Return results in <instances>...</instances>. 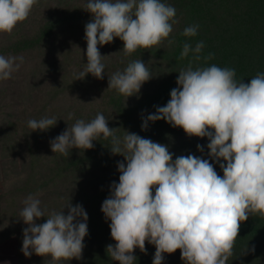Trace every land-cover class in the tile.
<instances>
[{
    "label": "clouds",
    "instance_id": "9594fccd",
    "mask_svg": "<svg viewBox=\"0 0 264 264\" xmlns=\"http://www.w3.org/2000/svg\"><path fill=\"white\" fill-rule=\"evenodd\" d=\"M37 3L0 0V33L11 34ZM83 9L92 19L84 30L87 62L77 79L88 74L103 79L104 56L98 45L119 38L127 57L161 44L177 23L176 9L162 0H87ZM198 29L199 25H189L181 34L192 37ZM203 48V41L194 47L183 44L179 59L189 53L191 59L180 69L166 105L142 117L141 129L164 120L189 137H206L207 155L223 161L219 163L223 175L209 159L189 154L173 160L167 145L127 131L117 135V128H110L102 113L88 122L76 120L50 141L53 153L68 157L70 149H92L93 141L110 139V152L123 156V162L117 163L119 182L111 184L101 205L115 241L106 252L119 264H136L133 253L137 248L146 253V242L155 247L152 264H163V254L178 249L184 264H228L240 224L250 215L264 219V72L248 83L237 80L233 68L202 66L201 61L213 58L211 53L201 56ZM23 63L22 55H0V81L10 79ZM152 78L146 64L132 60L108 76L107 90L127 98L137 95ZM56 123L55 117L45 116L30 119L27 126L30 132L47 131ZM196 147L204 152L203 146ZM38 195H28L19 212L27 225L21 252L25 257H50L49 264L80 260L88 234L86 211L80 204L73 206L69 198L60 210L46 213ZM41 217L45 222L37 223Z\"/></svg>",
    "mask_w": 264,
    "mask_h": 264
},
{
    "label": "rangeland",
    "instance_id": "374dc122",
    "mask_svg": "<svg viewBox=\"0 0 264 264\" xmlns=\"http://www.w3.org/2000/svg\"><path fill=\"white\" fill-rule=\"evenodd\" d=\"M163 1L175 9L180 3V0ZM86 3L87 0H38L25 21L18 23L11 34L1 33L0 36L7 39L28 32L42 23L46 17H61L60 19L65 20L63 19L65 12L66 15L74 18L76 6H84ZM204 7L211 8L210 3L205 1ZM60 30L61 33L57 30L54 43L49 48L43 51L35 50L12 55H22L24 63L18 71L12 73L10 79L0 81V206L8 207L7 211L2 213L0 220L2 219V224L16 228V233L0 244V264H49L50 257L35 254L25 257L21 252L22 230L27 225L19 219V212L24 206L23 200L30 194H39L40 206L46 210V213L51 210H60L69 198L73 206L80 204L87 213L88 234L83 241L85 247L82 251V258L60 261L59 264L119 263L111 260L106 252V247L109 244L114 246L115 241L110 236V220L104 217L101 205L110 195L111 184L119 182L120 173L117 171V163L123 162V156L117 154L116 165L112 166V169H106L102 164L91 165L85 170H74L57 186H51L41 193L23 192L25 175L21 170L20 157L25 154V151H22L25 147V135L31 133L27 126L30 119L38 120L45 116L57 119L56 125L45 131L46 134L41 139L42 144H39L41 154L47 160H50L53 154L50 141L67 127H71L76 120L82 119L88 122L94 119L97 113H102L108 119V126L112 122V128H117L119 136L122 126L128 122L126 118H122L125 119L122 121L115 115L112 111L115 108L110 105L109 98H105L108 91V76L112 75V62H116L117 55L122 52L120 47L123 42L115 38L110 44L98 45L101 55L104 56L102 60L105 64L103 79H97L88 74L84 80H81L77 79V76L82 71L84 63L87 62L85 26L71 20L70 25L64 24ZM184 67L186 66L182 65L177 69ZM63 76L67 77L68 84L59 86V81ZM74 79L76 84L73 88L70 84ZM151 87L150 81L145 82L137 95L121 99L124 109H131L129 116L131 119L142 117L149 109V104L143 100V95L145 89ZM166 103L161 102L157 104V107H162ZM119 107L122 109V106ZM69 113L72 114L71 119H68ZM145 138L167 145L173 154V160L177 156L189 154L209 159L216 172L222 175L219 163L223 161L215 162L208 157L206 145L209 141L206 137H189L179 127L173 128L170 124L165 126L163 120L162 123H155L153 131ZM18 144L22 146L18 147ZM197 144L204 147L203 153L197 151ZM31 187L34 186L31 185ZM63 212L67 214V208L63 209ZM45 219L41 217L36 222L44 223ZM94 219L95 222L101 219L106 224V231L102 237H99L98 232L93 230ZM145 248L146 253L138 248L135 249L133 255L137 258L136 262L152 264L155 247L146 242ZM163 255V264H184L180 258L179 249L172 254Z\"/></svg>",
    "mask_w": 264,
    "mask_h": 264
},
{
    "label": "trees",
    "instance_id": "16d2710c",
    "mask_svg": "<svg viewBox=\"0 0 264 264\" xmlns=\"http://www.w3.org/2000/svg\"><path fill=\"white\" fill-rule=\"evenodd\" d=\"M205 1L210 3L211 8L204 7ZM163 2L165 3V1ZM84 6H76L74 18L66 15L65 12L63 15L65 20L60 19L61 17H46L42 23L28 32L7 39L0 36V55H18L49 48L54 43L53 40L57 32L61 33L60 28L64 24L68 26L73 20L75 23L85 26L90 22L91 14L83 9ZM206 18H208L207 22ZM174 19L177 23L173 24V31L161 44L147 50L140 49L127 57L121 52L117 55V61L112 62V74L117 70L122 71L128 62L137 59L149 67L153 76L149 80L152 87L145 89L143 95V100L149 104V109L142 117L154 113L157 104L168 102L170 91L177 87L176 80L180 71L177 68L182 65L187 66L192 56L189 53V57L184 60L179 59L185 42L194 47L196 43L203 41L204 48L201 56L211 53L213 58L206 63L201 61L202 66L216 64L219 67L233 68L236 71L237 80L248 83L258 72H264V0H180ZM189 25H199L195 36L186 37L181 34ZM170 40L174 42L169 44ZM120 48H123V43ZM67 84V77L63 76L59 81V86ZM75 84L74 79L70 86L74 88ZM112 97L115 98L112 99ZM123 97V95H118L115 90H108L105 97L109 98L110 105L115 108L112 109L115 115L120 119L126 118L128 121L122 126L120 136H123V131H127L145 138L151 134L155 123H162L163 120L149 122L147 129L142 130V117L134 120L129 117L131 109H124L121 105ZM119 106H122V109ZM122 121L121 123H123ZM166 125L168 123L165 122ZM109 127L112 128V122ZM45 134V131L36 130L25 135V147L22 149L25 154L20 157L21 170L25 175L23 184L25 193H41L51 186L55 187L74 170L81 171L91 165L100 164L106 169H112V166L116 165L117 155L110 152V139L93 141L92 149H70L68 157L53 153L51 159L47 160L42 156L41 147H39ZM17 146L22 145L18 144ZM3 156L5 157V155ZM31 185L34 187L32 188ZM7 209L6 205L0 206V218ZM93 221L91 222L94 224V232L97 231L98 236L102 237L106 231V224L101 219ZM15 233L16 228L2 224V219L0 220V241L6 240ZM233 253L228 264H264V219L250 215L246 221L240 224ZM136 264L139 263L136 262Z\"/></svg>",
    "mask_w": 264,
    "mask_h": 264
},
{
    "label": "crops",
    "instance_id": "0c3cea01",
    "mask_svg": "<svg viewBox=\"0 0 264 264\" xmlns=\"http://www.w3.org/2000/svg\"><path fill=\"white\" fill-rule=\"evenodd\" d=\"M4 241H5V240H4ZM2 242H3V241H0V244H3ZM0 256H1V253H0ZM5 256H7V255L5 254Z\"/></svg>",
    "mask_w": 264,
    "mask_h": 264
}]
</instances>
